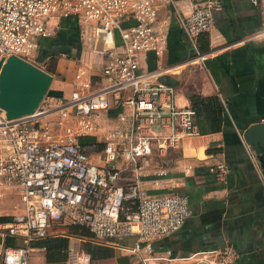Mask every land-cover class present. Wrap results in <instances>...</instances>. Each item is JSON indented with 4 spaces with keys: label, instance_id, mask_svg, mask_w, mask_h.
Instances as JSON below:
<instances>
[{
    "label": "built area",
    "instance_id": "obj_1",
    "mask_svg": "<svg viewBox=\"0 0 264 264\" xmlns=\"http://www.w3.org/2000/svg\"><path fill=\"white\" fill-rule=\"evenodd\" d=\"M251 1L264 15V0ZM164 2L174 3L0 0V60L16 55L32 63L41 39L51 35V20L70 15L77 16L81 39L95 59L91 65L83 59L76 64L75 88L56 104L14 119L0 110V203L17 199L13 219L0 224V234L24 242L4 248L6 264H33L32 242L45 238L54 224L86 228L102 243L138 235L127 250L146 263L153 241L173 234L194 214L187 195L151 193L143 185L152 174L161 183L170 150L202 135L196 109L180 105L176 88L141 66L143 55L160 56L168 48L171 20L160 16ZM220 6V0H205L176 16L198 37L213 29ZM259 35L264 37V26ZM96 65L101 66L99 84L91 77ZM88 136L95 141L83 142ZM210 170L229 172L224 163ZM237 258L238 252L226 246L204 262L234 264ZM90 263L89 254L70 260Z\"/></svg>",
    "mask_w": 264,
    "mask_h": 264
},
{
    "label": "crops",
    "instance_id": "obj_2",
    "mask_svg": "<svg viewBox=\"0 0 264 264\" xmlns=\"http://www.w3.org/2000/svg\"><path fill=\"white\" fill-rule=\"evenodd\" d=\"M173 1L164 2L160 9V16L171 20L168 48L160 56L143 55L141 66L155 71L158 81L174 86L180 105L192 106V95L216 96L223 113L220 120L208 105L197 106L202 135L186 138L180 148L170 150L165 159L168 175L161 183L152 174L144 178L143 185L151 193L187 195L194 214L173 234L153 241L154 251L146 263L127 250L138 235L102 243L86 228L54 224L45 238L32 242L33 264H70L73 257L83 254L90 255V264H206L205 259L226 246L238 252L234 264H264V167L243 138L249 126L264 122V37L259 35L263 9L251 0H220L213 29L192 37L176 14H188L205 0ZM59 29L51 20L50 36H56ZM81 45L79 59L66 61L64 54L58 59L59 73L66 65L76 69L82 59L90 60L89 65L95 61L91 48L83 40ZM100 70V65L92 67L95 84L101 82ZM63 79L59 78L63 84L54 90L61 95H52L53 102L69 97L75 88L74 77L71 89ZM220 163L229 168L227 174L210 170ZM16 202V198H7L0 203V217L10 218L0 224L12 221ZM55 237L69 238L68 248L62 250L66 256L52 258ZM23 244L20 236L0 234V264H6L5 247Z\"/></svg>",
    "mask_w": 264,
    "mask_h": 264
},
{
    "label": "water",
    "instance_id": "obj_3",
    "mask_svg": "<svg viewBox=\"0 0 264 264\" xmlns=\"http://www.w3.org/2000/svg\"><path fill=\"white\" fill-rule=\"evenodd\" d=\"M54 81L47 70L16 55L0 60V110L9 119L33 114ZM244 141L264 167V122L249 126Z\"/></svg>",
    "mask_w": 264,
    "mask_h": 264
},
{
    "label": "trees",
    "instance_id": "obj_4",
    "mask_svg": "<svg viewBox=\"0 0 264 264\" xmlns=\"http://www.w3.org/2000/svg\"><path fill=\"white\" fill-rule=\"evenodd\" d=\"M81 34H80V24L77 16L70 15L66 17H62L60 20V29L56 36H47L41 39L40 48L37 55L36 60L39 63H45L48 72L51 74L58 76L59 78H63V75L56 70V65L60 55H69L75 59H79L82 53V45H81ZM65 46L70 47V49L65 48ZM52 95H61L58 91L48 92ZM61 97V96H60ZM192 106L196 108L200 104H206L212 111H214L217 117L221 120L223 113V105L220 102V99L216 96L211 97H203L199 95L191 96ZM116 111H111L110 114L114 115ZM95 141V138L92 136H88L83 138V142L92 143ZM10 218L0 217V222L9 221ZM68 237H55L52 238V258L56 255L66 256V252H62V250L66 251L68 248ZM48 248L49 253V245H45Z\"/></svg>",
    "mask_w": 264,
    "mask_h": 264
},
{
    "label": "rangeland",
    "instance_id": "obj_5",
    "mask_svg": "<svg viewBox=\"0 0 264 264\" xmlns=\"http://www.w3.org/2000/svg\"><path fill=\"white\" fill-rule=\"evenodd\" d=\"M60 20H61V18H53L52 19V26L53 27H55V28H57V26H60ZM55 33H54V31L52 32V35H54ZM88 48H90V47H88ZM92 49V48H91ZM90 52H88L87 54H85V55H88ZM61 57H63L62 55H60V57L59 58H61ZM63 58H65V60L66 61H68V60H76L75 58H73V57H70L69 55H65V57H63ZM89 58V57H88ZM89 61V62H88ZM32 63H34V64H36L37 66H39V67H41V68H43V69H45L46 68V64L45 63H39L37 60H34V61H32ZM77 63H78V61H77ZM91 62H90V60H86V64H90ZM73 64H74V62H73ZM74 66L75 65H72L71 64V66L70 67H68L67 65L66 66H64L63 68H61V71H62V75H63V80L64 81H66L65 82V86H67L68 88H70L71 89V82H73V77H74V74H75V69H74ZM94 70H96V67L94 68ZM59 72V71H58ZM68 76V77H67ZM58 84H63V83H61L60 81H59V77L58 76H55L54 75V81H53V83H52V85H51V87H50V91L51 92H53L55 89H56V87L58 86ZM42 104H56V102L54 101L53 102V99H51V95L48 93L47 95H46V97H45V99H44V101L41 103V105ZM95 157H97V156H95ZM98 158V157H97ZM96 160V159H95Z\"/></svg>",
    "mask_w": 264,
    "mask_h": 264
}]
</instances>
